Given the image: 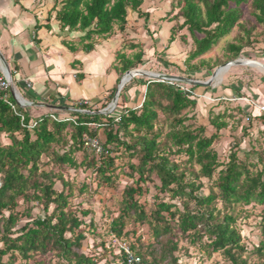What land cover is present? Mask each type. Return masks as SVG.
I'll return each mask as SVG.
<instances>
[{
	"label": "trees",
	"instance_id": "1",
	"mask_svg": "<svg viewBox=\"0 0 264 264\" xmlns=\"http://www.w3.org/2000/svg\"><path fill=\"white\" fill-rule=\"evenodd\" d=\"M143 3L144 0H55L46 27L51 28V13L56 12L62 31L82 33L78 42L70 40L65 44L71 51L80 49L90 53L96 49L99 39L108 38L116 27L121 32L126 29L130 9L143 15ZM177 4L184 19L180 27L188 29L194 43V49L185 60L188 65L209 53L235 26L241 27L244 6H250L255 23L264 27V0H177ZM174 29L172 27L170 43L175 40ZM246 32L251 35L250 30ZM228 48L237 58L244 46L230 43ZM130 49L138 50L132 55L121 50L116 56V69L123 75L144 64L140 45L131 44ZM76 77L84 79L83 74ZM145 84V100L140 110L127 109L119 114V120L110 113L97 111L72 112L77 117L76 122H58L50 114L36 118L13 99L11 92L7 93L6 100L0 96V134L10 140L9 144L0 141V243L3 244L0 264L6 255H10L7 264H96L95 257L80 251L86 238L82 226L86 224L70 209L72 188L67 189L59 172L47 171L44 166L51 163L58 168L87 166L97 175L99 186L111 185L118 169L116 157L112 155L121 147L138 159V163H129L130 175L134 177L136 173L138 177L135 185L124 189L119 215L109 225L110 238H122L130 232L127 231L130 224H139L148 226L156 244L162 243L160 237L178 232L192 244L202 246L208 255L220 252L231 264H264V154L254 163L249 159L241 160L237 152H231L228 160L222 162L213 144L227 124L220 122L219 117L210 120L216 133L208 136L205 126L194 128L187 124L192 118L189 113L197 108V100L190 94L169 81L146 80ZM116 90L117 87L112 97ZM75 106L80 108L78 104ZM160 112L171 119L165 141L161 140L163 134L157 128ZM34 121L37 124L32 127ZM91 123L104 129V145L109 153L103 156L85 153L84 159L78 162L74 153L85 148L84 135L98 134L91 130ZM61 143H66L62 153L55 148ZM182 154L187 156L185 163L172 158ZM186 164L198 165L199 171L183 168ZM153 176L159 180L156 188L168 196V200L155 196L156 204L148 211L137 195L140 197L144 192L141 183ZM201 177L213 180L205 195L200 193L204 188ZM58 178L63 181L61 190L55 188ZM21 200L37 202L44 214L33 218L29 206L23 212L17 211ZM250 204L263 207L262 239L253 250L260 263H251L245 256L248 250L236 224L238 206ZM83 215L87 216L88 212ZM22 216H28L30 221L17 228ZM162 246L164 253L158 259L155 244L147 245L143 252L130 245L141 257L140 264H159L162 258L177 264L174 251L179 248V240L168 238ZM148 248H151L149 252ZM47 255H52L53 259L46 260ZM119 255L125 259L123 252Z\"/></svg>",
	"mask_w": 264,
	"mask_h": 264
},
{
	"label": "rangeland",
	"instance_id": "2",
	"mask_svg": "<svg viewBox=\"0 0 264 264\" xmlns=\"http://www.w3.org/2000/svg\"><path fill=\"white\" fill-rule=\"evenodd\" d=\"M141 10L143 15L130 9L128 26L123 31L124 42L122 50L126 54L132 55L138 50H131V44H139L144 51V64L138 65L137 68L133 69L141 68L145 71L165 75H175L187 79L207 81L211 78L213 73H216L219 67L229 61L246 59L248 61H260L264 64V27L255 23V18L251 15V8L249 5L243 8L242 18L239 23L241 27L239 25L235 26L230 35L221 39L209 53L191 61L189 65L186 64L185 60L194 49V43L188 29H182L180 27L184 19L180 16L177 0H144ZM243 25L245 29L242 28ZM172 27H175L173 31L175 40L170 43ZM246 29L251 31L250 36H248ZM74 39L77 40L78 38ZM230 43H242L244 46L237 58H234L233 54L229 51L228 46ZM243 66L250 68L251 71L248 73L250 76L251 72H253L255 76H259L258 74L264 75V69L262 68L244 64ZM119 76L121 80L124 75L119 72ZM146 80L150 79L145 76H137L128 81L118 97V102L114 111H110L109 109L114 96L107 97L106 102L93 103L86 107L91 113L95 111H104L105 113L118 116L121 112L118 113L117 110H122L120 106H123V102L127 101L130 103L129 105L131 107H126L124 110L131 108L140 110L139 106L143 102L146 94ZM172 82L181 90H191L192 93H190V95L193 99L197 100V108L189 113V116H192V118L187 121V124L192 125L194 128L205 126V133L208 136L216 133V129H212V127L209 126L211 120L210 114H212L209 110L212 109V105L218 102L215 93L220 83L214 81L213 86H195L197 88H194L190 83L184 81ZM118 84L119 83H117L115 87H118ZM20 92H22V95L24 94L23 91L20 90ZM131 92L133 93V99L130 100L132 102L126 99ZM214 107L217 106L214 105ZM23 108L31 112L34 107L32 105H27ZM59 113L61 114L62 112ZM38 114H41L39 110L38 113H31L32 116ZM157 128L159 130L161 129L163 134L161 140L165 141L166 134L171 129V119H168L165 114L160 112ZM100 129L102 130L101 134L99 132ZM91 130L98 131L97 137L105 142L106 137L102 127L98 128L96 125H91ZM253 132L254 131L241 130L240 133L231 129L227 132L223 131L219 133V138L214 142L213 148L218 152L220 160L226 162L231 152H237L239 159H249L251 162L256 163L257 157L260 154H264V131L262 130L258 133ZM2 136L3 134H0V138H3ZM66 139H70L69 134H67ZM1 143H3V141ZM65 144L66 143H61L55 148L62 153L63 149L66 148ZM85 153L91 156L93 155L90 150L84 148L76 151L74 157L78 162H81L85 157ZM112 156L116 157L118 169L116 171L114 183L111 185L102 184L99 186L96 178L97 175L92 169L87 168V166L75 168L64 166L58 168L54 166L53 163L44 166L47 171L59 172L57 174H60L62 178H64L65 184L68 185L67 189L72 188L73 195L70 197V209L79 216L80 219L84 220L86 224L82 226V229L85 230L86 238L83 241L80 251L95 257L97 261L96 264H117L123 260L120 258L119 248L113 244L110 238L109 225L112 219L119 215L125 187L130 184L135 185L134 180L138 177L136 173L134 177H132L129 168L130 162L138 163L136 157H131L122 147L119 152L113 153ZM172 158L183 163L187 160L185 154L172 156ZM185 166L189 169L193 168L196 172L199 171L198 165L190 166V164H186L182 167L184 168ZM216 178L217 174L213 180ZM200 180L204 184V188L200 193L205 195L208 193V189L212 185L213 180H209L205 177H201ZM158 184L159 180L156 176H153L152 179L145 183H141L144 192L140 197L137 195V198H139L141 204H143L148 211L154 208L156 204L155 196L158 195L160 198L166 197V200H168V196L160 193L156 188ZM55 188L58 190L63 188V181L61 178H58ZM82 188H84L83 191H81ZM175 202H177V200H175ZM28 206L32 209L31 216L33 218L44 214L43 207L37 202L23 203L22 200L19 203L17 211L23 212ZM51 210H53V206ZM262 210V206L250 204L247 206H238L235 212L237 218L236 224L243 237L242 243L246 245L248 250L245 256L251 263H260L258 256L253 253V250L262 239ZM85 211L88 212L87 216L83 215ZM5 214L7 215L8 212H5ZM28 221H30L28 216H22L17 228L25 225ZM1 226L2 224L0 225V230ZM127 231L130 232L120 238L123 242L129 246H136V248L142 252L146 251L147 245L155 244L156 256L158 259L164 253L163 243L166 242V239L170 238L174 241L179 240V248L174 251V256L178 258L177 264H231L220 252L208 255L202 246L199 244H192L189 239L181 237L178 232L176 235L168 234L160 237L162 243L156 244L148 226L130 224L127 227ZM1 234L0 231V236ZM68 236H70V234H68ZM2 246L3 244L0 243V248ZM105 248L109 250L106 251ZM150 250L151 248H148V252ZM9 257L10 255H6L3 258V264L8 263ZM44 258L50 260L53 259V256L47 255L44 256ZM54 261L56 262V259ZM159 264H170L169 258H162Z\"/></svg>",
	"mask_w": 264,
	"mask_h": 264
},
{
	"label": "crops",
	"instance_id": "3",
	"mask_svg": "<svg viewBox=\"0 0 264 264\" xmlns=\"http://www.w3.org/2000/svg\"><path fill=\"white\" fill-rule=\"evenodd\" d=\"M54 5L55 0H0V54L25 100L42 104L32 105L30 114L38 110L41 113L33 116L36 118L52 112L67 116L72 114L75 104L79 105L84 99L89 100L90 105L106 102L120 79L116 56L122 50L124 33L116 27L108 38L99 39L94 51H71L65 42H78L82 33L62 31L54 11L49 22L51 28H47V18ZM228 70L216 88L218 102L214 104L217 107L212 105L209 110L212 112L210 119L219 117L220 122L223 120L227 124L219 133L231 129L240 133L241 130L264 131V116H259L255 105L264 103V75L255 76L251 72L250 76V68L243 64ZM5 72L6 66L0 58V76ZM77 74H83L84 79L78 80ZM29 82L31 87L27 85ZM126 99L132 100L133 93ZM129 104L123 102L122 110L117 112H125L124 108L131 107ZM50 105L60 108L54 110ZM248 116L250 122L246 120ZM209 123L214 129L211 121ZM99 132L101 134L102 130ZM2 137L3 144L10 143L5 134Z\"/></svg>",
	"mask_w": 264,
	"mask_h": 264
},
{
	"label": "built area",
	"instance_id": "4",
	"mask_svg": "<svg viewBox=\"0 0 264 264\" xmlns=\"http://www.w3.org/2000/svg\"><path fill=\"white\" fill-rule=\"evenodd\" d=\"M170 84L174 85V83L172 81H169ZM29 87H31L30 82L27 84ZM11 89V82L8 78V74L7 72H5L3 75L0 76V96H2L5 100L7 99V93L10 91ZM184 92H186L187 94L192 93V91L190 90H186V89H182ZM145 100V98H144ZM143 100V102H144ZM143 102L140 104L139 108L142 107ZM90 105L89 100H80L79 101V106L80 108H74L73 112H78V113H82V114H88V112L90 113L91 111L87 109L86 106ZM256 107L259 109V116H264V103H257L255 104ZM13 106V105H12ZM14 108V106H13ZM110 111H114L116 109V106L111 107L109 106ZM51 117L60 122V121H74L76 122L77 117L73 116L71 113L67 116H59L57 114H55L54 112L50 113ZM119 116V115H118ZM117 116V120H119V117ZM23 118V117H22ZM246 120L248 122H250L251 117L248 116L246 118ZM37 123L36 121L32 122L31 126H35ZM91 125L93 126H97L99 127L98 124L95 123H91ZM83 143L86 149L90 150L91 152H93L94 154H96L97 156H103L107 153H109V150L106 149L104 142L97 136H89V135H84L83 137ZM2 187V180L0 177V188ZM111 240L113 241V244L116 245L119 248L120 252H123L125 254V259L122 260L121 262L117 263V264H140L141 263V257L138 256L135 252H133V250L131 249V247L129 245H127L125 242H123L120 238L118 237H111Z\"/></svg>",
	"mask_w": 264,
	"mask_h": 264
},
{
	"label": "water",
	"instance_id": "5",
	"mask_svg": "<svg viewBox=\"0 0 264 264\" xmlns=\"http://www.w3.org/2000/svg\"><path fill=\"white\" fill-rule=\"evenodd\" d=\"M0 58L2 59V62L6 66V72L8 74V78H9V80L11 82V89L10 90H11V93H12L14 99L16 100V102L22 107H25L27 105H42V104H32V103L28 102L27 100H26L27 103L23 104L20 101V97L22 99H25V98L21 95V93L18 90V88L15 87L14 82H13V78H12V75H11V72H10V69L8 67V64H7L6 60H5V58L2 56V54H0ZM251 61L257 63L259 66L264 68V64L262 62L255 61V60H251ZM239 64H243L241 59L229 61V62L225 63L223 66L219 67L218 70H220L222 68H230V67H232L234 65H239ZM217 72L213 73L209 80L200 81V80L187 79V78L180 77V76H175V75H165V74L145 71L143 69H131V70L127 71L124 74V76L122 77V79L120 80L119 85L117 87V90L115 92L113 101L110 104V106L111 107L116 106V104L118 102V97H119V95H120V93H121V91H122V89L124 87V82L130 81V80H132L133 78H135L137 76H145V77H147L150 80H158V81H184V82L190 83L192 86H213V82L215 81L216 76L218 74ZM126 76H128V77H126ZM49 107L51 109H54V110H58L60 108V107L52 106V105H50ZM90 113L88 112V114H90ZM92 113H96V112H92ZM97 113H105V112L104 111H97Z\"/></svg>",
	"mask_w": 264,
	"mask_h": 264
},
{
	"label": "bare ground",
	"instance_id": "6",
	"mask_svg": "<svg viewBox=\"0 0 264 264\" xmlns=\"http://www.w3.org/2000/svg\"><path fill=\"white\" fill-rule=\"evenodd\" d=\"M242 62H243V64H246V65H253V66H255V67H258V68H262V69H264L263 67H261V66H259L257 63H255V62H253V61H251V60H246V59H244V60H242ZM231 68V67H230ZM230 68H222V69H220V70H217L216 72L218 73L217 74V76H216V79H215V82L216 83H219L220 82V79H221V77H222V75H224L225 73H226V70H228V69H230ZM141 69V68H140ZM126 77H128V76H126ZM128 81H126V82H124V85L127 83ZM20 101L23 103V104H26L27 102H26V100L25 99H22L21 97H20Z\"/></svg>",
	"mask_w": 264,
	"mask_h": 264
}]
</instances>
